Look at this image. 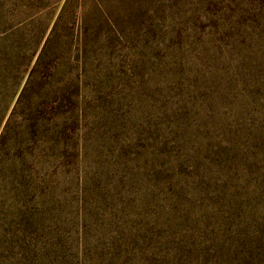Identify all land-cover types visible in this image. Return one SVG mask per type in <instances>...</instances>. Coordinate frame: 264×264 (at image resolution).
<instances>
[{"label": "rangeland", "instance_id": "obj_1", "mask_svg": "<svg viewBox=\"0 0 264 264\" xmlns=\"http://www.w3.org/2000/svg\"><path fill=\"white\" fill-rule=\"evenodd\" d=\"M9 118L0 264H264V0H0Z\"/></svg>", "mask_w": 264, "mask_h": 264}, {"label": "trees", "instance_id": "obj_2", "mask_svg": "<svg viewBox=\"0 0 264 264\" xmlns=\"http://www.w3.org/2000/svg\"><path fill=\"white\" fill-rule=\"evenodd\" d=\"M35 69H33V71H35ZM26 88L27 87L25 86L23 91L20 93V95L18 97L17 104H16V106L14 108L15 111H16V108L20 105V103H22L23 100H24V97H25V94H26ZM52 111L57 112L58 111V105L55 106ZM10 119L11 118H9V120L7 121L6 125L4 126V128H3V130H2V132L0 134V145L2 144L3 141L5 142V140L7 138V134H8V131H9ZM43 123H44L43 122V118H41L39 123H38V125H43ZM20 153L22 154L21 155V158H22L21 160H23L22 164L26 165L28 163L29 156L32 155V147L29 146V145H26L25 147L20 149Z\"/></svg>", "mask_w": 264, "mask_h": 264}]
</instances>
